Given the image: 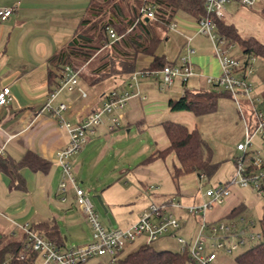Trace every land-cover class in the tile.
<instances>
[{
    "label": "crops",
    "instance_id": "1",
    "mask_svg": "<svg viewBox=\"0 0 264 264\" xmlns=\"http://www.w3.org/2000/svg\"><path fill=\"white\" fill-rule=\"evenodd\" d=\"M89 2L0 0V6L13 8L8 18L0 19V88L9 86L12 95L6 105L0 106V158L21 160L27 151H33L50 162L46 171L27 165L22 167L24 188L13 186V177L0 171V242L23 238L25 230L21 225L25 224L37 226V231L46 235L39 225L41 223L57 226L64 240L63 250L91 241L92 227L77 203L73 185L68 183L65 192L59 189L63 168L57 160V153L68 144L69 132L60 126L52 112L44 108L51 89L61 80L50 58L73 39ZM175 22L177 27L172 30L184 39L186 46L188 36L196 38L203 34L198 32L197 20L193 17H179ZM242 56L245 54L237 57ZM178 58L179 55L173 61ZM151 61L152 57L141 55L137 70L139 66L141 69L148 67ZM196 61L198 64L191 58L196 73L187 84L177 79L176 84L162 88L160 73H153L156 74L154 77L145 70H142L144 75L136 70L131 75L114 74L94 83L79 74L86 95L63 88L55 98L54 104H67L62 117L76 123L101 107L110 92H136L139 89L140 94L132 96L125 106L121 125L111 129L110 115L104 114L101 124L89 133L82 150L69 159L80 186L87 192L88 188L100 192L98 196L106 211L119 220L126 218L125 227L137 221L153 201L161 203L174 199L183 205L200 204L197 194L206 174L202 179L196 172L182 175L177 181L173 179L172 165L178 162L174 152L148 160L154 152L170 146L164 121H179L196 128L182 120L185 117L180 115L186 116L183 113L187 110L173 111L169 106L171 98L184 95L187 89H211L206 76L221 74V64L215 52H202ZM135 73L138 85L131 86V77ZM255 76L254 73L253 78ZM259 78L264 80V76L258 75ZM227 92L224 88L220 93L232 97ZM134 139L138 144L132 146ZM100 165L104 167L96 172L94 168ZM108 165L112 168L109 169ZM172 210L182 223L177 233H184L189 240L194 238L200 215L190 214L184 207H173ZM85 223L90 227V233L84 229ZM166 238L179 243L173 236ZM161 239L155 241L160 246L163 244Z\"/></svg>",
    "mask_w": 264,
    "mask_h": 264
},
{
    "label": "built area",
    "instance_id": "2",
    "mask_svg": "<svg viewBox=\"0 0 264 264\" xmlns=\"http://www.w3.org/2000/svg\"><path fill=\"white\" fill-rule=\"evenodd\" d=\"M226 0H206V9L209 13L197 21L198 32L208 35L215 47V54L221 64V74L217 76H206L208 83L221 85L224 87L237 102L240 112L245 121V141L237 144V149L243 153L236 157V173L233 181L242 186L252 187L260 196L264 197V160L256 156L255 152L250 150L253 138L259 136L264 142V109L258 108L254 100L250 98L251 84L248 75L254 71L253 64L256 56L248 54L242 57L228 55L224 48H220L219 43L224 40V36L218 32L216 18H222L221 9ZM242 5L252 7L256 3H263L264 0H238ZM144 15L154 16L153 7L143 6ZM13 12L12 7L0 6V19L8 18ZM176 22H172L170 29H176ZM110 35L113 39L118 36L113 29H110ZM191 36L187 37V47L178 61L174 64H167L161 70L149 71L160 73L161 83L164 86H170L175 80L180 79L183 84L195 75V70L191 62V55L195 49L189 45ZM228 47V46H227ZM138 85L136 73L131 77V86ZM78 90L82 95H86L85 90L79 82V71L72 66L66 65L61 86L49 93L45 107L57 117L61 127L69 132L68 144L59 150L57 160L63 168V177L60 183V191L67 190V184L71 183L74 187L77 203L83 208L87 219L92 227V238L87 244L60 248L53 241L48 240L29 224L21 225L25 230L28 239V247L43 255L41 264H81L94 255H108L113 260H117L121 252L130 243L137 240H143V243H154L165 237L173 236L181 245V251H187L192 258V264H212L217 258L215 249H224L232 252L240 246L255 242L263 237V232L255 231L253 220L249 222L238 223L233 218L210 222L205 218L209 207L214 203H222L224 196L229 192L226 186L211 187L206 190V195L210 201L200 204L183 205L180 201L169 199L164 202L153 201L149 208L145 210L140 218L126 227L107 229L100 220V215L86 189L80 186L79 181L74 176L69 159L80 152L88 140L89 133L94 132L96 127L101 124L104 114L110 115V128L114 129L121 125L124 118L123 110L129 99L140 94L139 89L134 91L110 92L102 103V106L90 111L80 121L72 123L62 117V111L67 108L65 102L54 104L55 98L61 89ZM163 88V86H162ZM12 98L9 86L0 88V106L6 105ZM241 98L248 102V111L250 120L244 115ZM204 174L200 175L202 179ZM173 207H184L190 214L200 215V224L197 234L192 239H186L177 232L182 223ZM209 242L210 250L206 244ZM25 257V253L21 254Z\"/></svg>",
    "mask_w": 264,
    "mask_h": 264
},
{
    "label": "trees",
    "instance_id": "3",
    "mask_svg": "<svg viewBox=\"0 0 264 264\" xmlns=\"http://www.w3.org/2000/svg\"><path fill=\"white\" fill-rule=\"evenodd\" d=\"M205 3L206 0H90L73 39L50 58L57 68L56 75L61 78L51 91L61 86L66 65L80 71L83 79L94 83L114 74L131 75L137 70L141 55L152 57L150 65L142 70L158 71L167 64H174L176 61L168 60L160 50L165 32L181 11L197 21L208 16ZM148 5L153 7L154 16L144 15L142 7ZM262 12L264 14V7ZM216 20L218 32L230 43L238 42L245 55L264 57L262 41L254 36L243 37L233 24L225 23L222 18ZM110 29L116 32V39L111 37ZM103 49L104 54L97 58L94 65V57ZM87 64V70L83 71ZM220 96L221 93L213 89H187L184 95L171 98L169 106L173 111L188 110L200 116L215 111ZM163 126L170 146L154 152L148 160L174 152L178 162L172 165V177L176 181L192 172L199 176L214 173L216 164L212 162L210 148L198 128L173 120L164 121ZM26 165L46 171L50 162L33 151H27L21 160L0 158V171L13 177L15 187H25L20 170ZM238 211L239 208L234 207L229 216L233 218ZM260 224L263 237L235 257L237 264H264V214ZM39 225L46 231L43 236L61 248L64 240L57 226L48 223ZM36 227L32 228L37 230ZM23 253L24 258L21 257ZM39 254L28 247L26 233L21 239L0 242V264H36ZM191 261L187 251L157 248L153 243H143L126 254L121 252L117 258L118 264H187Z\"/></svg>",
    "mask_w": 264,
    "mask_h": 264
},
{
    "label": "rangeland",
    "instance_id": "4",
    "mask_svg": "<svg viewBox=\"0 0 264 264\" xmlns=\"http://www.w3.org/2000/svg\"><path fill=\"white\" fill-rule=\"evenodd\" d=\"M263 7L264 4L259 2L252 7H249L242 5L238 0H226L221 9L222 19L225 23L233 24L243 37L254 36L264 43ZM179 17L189 18L190 15L181 11L176 15V19L178 20ZM228 44L232 45L230 46ZM190 46L195 49V53L191 56L192 61L195 62V64H198L196 58L201 56L202 52L206 53L208 50L215 52L212 40L203 34H199L196 38L193 36ZM219 46L220 48H224L228 55H244L240 44L238 42L230 43L227 38H224V40L219 43ZM186 47L184 39L169 28L163 36L160 50L173 61L178 55L180 56L185 52ZM104 50L105 49L100 51L98 55L94 57L92 62L94 65L97 64V58L104 54ZM139 65H141V63H139ZM87 68L88 64L85 65L82 70H87ZM253 68L254 71L249 74L248 78L249 83L251 84L250 98L255 101L258 108L264 109V80L262 78L258 79V75H260V77L264 76L263 56L256 55ZM138 69L139 70L136 72L143 74L141 66H139ZM254 73L256 75L255 78H253ZM155 75L156 74L151 72V76L156 77ZM209 75L213 76V74ZM159 78L161 79L160 76ZM160 86L165 88L162 83ZM208 86L218 92H222L224 89L221 85H214L211 83H208ZM241 104L244 115L249 119L250 114L248 111L247 100L241 98ZM183 114H187L188 116L180 115L185 117L182 120L187 121L191 127L198 128L206 140L210 148L211 160L216 164L214 173L211 176L206 175L204 183H201V188L197 194V197L200 198L199 203L210 201V197L206 195V190L211 187L227 185V189H229V192L224 196L222 203H214L208 208L205 218L210 222L229 219V217L231 218V216H229L231 210L234 207H237L239 208V211L236 215L232 216L233 219L237 220L240 224L242 222L253 220L255 222L253 229L255 231H261L260 219L264 214V197L258 195L252 187L242 186L240 183L233 181V176L236 173V157L243 153L242 151L237 150V144L245 141V121L237 102L232 97L222 94L218 99V107L215 111L197 116L187 110ZM135 131L136 128L134 129V132ZM136 144H138V141L135 139L132 140L131 145L135 146ZM249 149L254 151L256 156H260L264 160V142L261 137L255 136ZM103 167V165H100L94 169L96 172H99ZM108 168L111 169L112 166L108 165ZM84 185L86 184L84 183ZM88 192L95 208L99 215H101V222L107 229L125 227L127 220L124 219L126 218L119 220L110 211H106L105 205L102 204L98 198L100 192L96 191L95 188H88ZM125 207L126 206H124V208ZM84 229L89 233L91 231L86 223L84 224ZM179 235L189 239L182 232H180ZM160 241L163 243L162 246H160L158 242H155L156 247L172 250H178L180 248V245L176 240H169L166 236L165 239H161ZM141 243V240L130 243V245L124 249L123 254L135 249ZM253 243L254 242H249L232 252H227L224 249H215L217 252V258L212 264H237L235 257L239 253L245 251ZM206 247L208 250L211 249L209 242H207ZM43 260V255L40 253L36 260V264H41ZM83 264H118V262L108 255H94L84 261ZM187 264H191V262H188Z\"/></svg>",
    "mask_w": 264,
    "mask_h": 264
},
{
    "label": "water",
    "instance_id": "5",
    "mask_svg": "<svg viewBox=\"0 0 264 264\" xmlns=\"http://www.w3.org/2000/svg\"><path fill=\"white\" fill-rule=\"evenodd\" d=\"M98 198L100 199L101 203L103 204L101 197H100V196H98Z\"/></svg>",
    "mask_w": 264,
    "mask_h": 264
}]
</instances>
